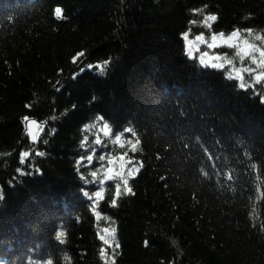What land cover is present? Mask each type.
Listing matches in <instances>:
<instances>
[{
	"label": "trees",
	"instance_id": "16d2710c",
	"mask_svg": "<svg viewBox=\"0 0 264 264\" xmlns=\"http://www.w3.org/2000/svg\"><path fill=\"white\" fill-rule=\"evenodd\" d=\"M237 29L264 50V0H0V264H264V68L182 39Z\"/></svg>",
	"mask_w": 264,
	"mask_h": 264
},
{
	"label": "snow or ice",
	"instance_id": "6c2138e0",
	"mask_svg": "<svg viewBox=\"0 0 264 264\" xmlns=\"http://www.w3.org/2000/svg\"><path fill=\"white\" fill-rule=\"evenodd\" d=\"M55 15L57 18L62 17V10L59 7H57L55 9ZM217 19H218V17L216 15L206 16L205 17V23H206L207 27L209 29H211V24L213 22H215ZM192 23H195V22L193 21ZM246 31L248 32L249 35L252 34L251 29H248ZM182 39H184L186 41L185 50H186V55H188L189 58H191L193 55V52L191 51L192 46L195 44L196 41H199L201 43H206L208 49H216V48H221V47L235 48L236 49V55L240 57L241 62H243L245 60V58L251 57V63L252 64H255L257 66V68H264V50H261L257 46L250 44L248 42L247 38H244L243 40H241V33H240L239 29L232 31L229 35H225L224 33H219V34L213 33L210 36L208 41L205 40L203 33H201L200 35H197L195 37V41H188L187 33H185L182 36ZM255 39L260 40L261 37L257 35L255 37ZM242 44H247L248 48L251 49V51H245V49L241 46ZM196 51H200L198 45L196 46ZM254 52H259V56L262 59L257 61L255 55H253ZM203 57H210V59L205 60ZM203 57L201 59V62L202 63H208L209 66L214 67V68H223V66L225 64H231L232 63V61L230 59H228L227 53L216 54V55L210 56V53L208 51H204ZM213 61H215V63H213ZM242 71L251 73L254 71V69L244 68V69H240V70H235V77L230 76L228 78L238 79L240 81L239 87L242 89H246L247 87H254V85H252V84H248L247 86L245 85L244 78L241 75ZM254 79L256 81L260 82L262 79H264V72L255 76ZM257 94H259V93H257ZM261 102L264 103V96L261 97ZM25 119L27 120V118H25ZM98 119L102 120L103 117L99 116ZM104 128H105V135H108L109 134V132H108L109 125L105 124ZM96 143L99 144L100 141L97 140ZM115 143L119 144L120 147L124 146L125 140H124L123 133L115 135ZM130 151H132L134 153L135 152V146H132ZM36 154L37 155H43V153H40V152H37ZM28 155L29 154L27 152L21 153V160H20L21 164L25 163V159L28 157ZM94 155H95V152H93V154H90L86 157V160L89 162L88 165H85L86 167L91 166V163L94 160ZM84 159H85V157H80L76 162L77 165H80ZM114 159L125 162L124 166L133 165V167L128 170L127 177H122V173H119V172H117L115 175H107V173L113 172V168L111 167V165L114 163ZM98 161H100V162L107 161V165H109V167H107L105 169V174H104L103 178L99 179V183H100L101 187L99 190H97L94 193L95 197H97L99 199H103V192L105 191V188L103 187V185H105L107 181L114 180L117 177H122L121 183L123 185L124 194H134L132 191V188L129 186L128 177H134L135 174L140 171V168L143 167V164L141 162H135L134 163L133 158L129 157L127 152H125V153H123V154H121L115 158L111 157V153H108V154L102 153L99 155ZM100 167L103 168L104 165L101 164ZM90 174L94 179L97 178V175H98L97 171H92ZM81 178L83 179V177H81ZM121 183L116 184V193H115V196H114L112 203L110 205L112 207L116 206L117 198L121 195ZM85 195L89 196V194L87 192L85 193ZM89 198L91 199V196ZM98 203H99V200H95L93 202V212L97 215V218L99 219L100 214L96 213V206ZM105 219H107V217H105ZM103 231L105 233L110 232L114 238V234H115L116 229L112 228L109 230L108 228H105V229H103ZM60 235L63 236L64 233H60ZM100 239L103 240L105 244H109V240L105 239L104 236H100ZM116 247H119V245L117 244ZM101 255H104L103 249L101 250Z\"/></svg>",
	"mask_w": 264,
	"mask_h": 264
},
{
	"label": "rangeland",
	"instance_id": "374dc122",
	"mask_svg": "<svg viewBox=\"0 0 264 264\" xmlns=\"http://www.w3.org/2000/svg\"><path fill=\"white\" fill-rule=\"evenodd\" d=\"M53 15H54V17L56 18V15H55V11L53 12ZM193 48H194V45H193ZM207 59H210V57H207ZM118 168H120V167H118ZM121 169V168H120ZM117 172H115V171H113V172H111V173H107V175H115Z\"/></svg>",
	"mask_w": 264,
	"mask_h": 264
}]
</instances>
